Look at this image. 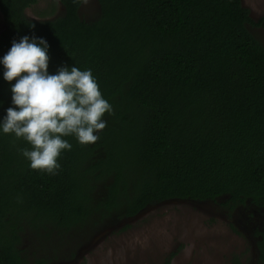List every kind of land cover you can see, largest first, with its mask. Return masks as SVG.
Masks as SVG:
<instances>
[{
    "label": "trees",
    "instance_id": "1",
    "mask_svg": "<svg viewBox=\"0 0 264 264\" xmlns=\"http://www.w3.org/2000/svg\"><path fill=\"white\" fill-rule=\"evenodd\" d=\"M40 1L0 0V57L23 35L45 37L50 73L92 69L114 114L95 144L67 138L56 175L30 169L18 151L29 145L0 134V264H52L60 252L44 242L166 201L264 210V45L248 29L264 18L242 0H97L87 22L86 0H57L62 16L29 19ZM10 106L0 66V119ZM25 237L40 253L25 254Z\"/></svg>",
    "mask_w": 264,
    "mask_h": 264
},
{
    "label": "rangeland",
    "instance_id": "2",
    "mask_svg": "<svg viewBox=\"0 0 264 264\" xmlns=\"http://www.w3.org/2000/svg\"><path fill=\"white\" fill-rule=\"evenodd\" d=\"M242 1L254 21L264 18V0ZM64 12L57 0H41L26 10V16L43 21ZM100 14L97 0H86L80 9L81 18L87 22L99 19ZM4 28L0 12V33ZM248 29L264 45V29ZM222 202L166 201L133 219H114L84 232L75 231L68 245L55 240L43 242L49 252L55 248L60 252L52 264H164L172 254L171 264H232L239 256L243 264H256V243L241 226L244 213L237 210L231 216ZM24 239L21 248L25 254L40 253L39 242L33 246L31 237Z\"/></svg>",
    "mask_w": 264,
    "mask_h": 264
},
{
    "label": "clouds",
    "instance_id": "3",
    "mask_svg": "<svg viewBox=\"0 0 264 264\" xmlns=\"http://www.w3.org/2000/svg\"><path fill=\"white\" fill-rule=\"evenodd\" d=\"M50 47L45 37L33 33L13 40L0 57L11 92V106L0 119V134L29 145L18 151L30 169L56 175L62 153L72 149L67 138L82 146L95 144L108 127L105 117H111L114 109L92 69L62 64L50 73Z\"/></svg>",
    "mask_w": 264,
    "mask_h": 264
},
{
    "label": "flooded vegetation",
    "instance_id": "4",
    "mask_svg": "<svg viewBox=\"0 0 264 264\" xmlns=\"http://www.w3.org/2000/svg\"><path fill=\"white\" fill-rule=\"evenodd\" d=\"M226 209V208H225ZM227 210V209H226ZM241 210L245 215V220L242 222V228L251 237V240L256 243V247L260 237L258 234L264 233V210H260L253 205L238 206L234 211L230 212L227 210L228 214H232ZM241 264H243L242 257L239 256ZM233 264V263H232ZM256 264H264L259 259V251L257 249V262Z\"/></svg>",
    "mask_w": 264,
    "mask_h": 264
}]
</instances>
